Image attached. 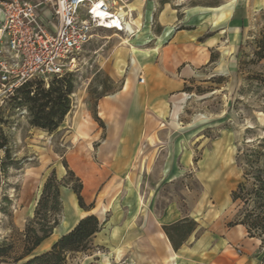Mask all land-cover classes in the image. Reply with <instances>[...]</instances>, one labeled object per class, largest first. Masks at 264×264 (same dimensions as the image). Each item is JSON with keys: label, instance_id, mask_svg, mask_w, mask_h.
Masks as SVG:
<instances>
[{"label": "rangeland", "instance_id": "obj_1", "mask_svg": "<svg viewBox=\"0 0 264 264\" xmlns=\"http://www.w3.org/2000/svg\"><path fill=\"white\" fill-rule=\"evenodd\" d=\"M179 3L189 7L227 3L235 8L236 16L230 26L231 31L233 28L239 33L243 31L242 62L235 58L230 44L226 62L212 72L217 78L185 91L190 98L178 121L192 125V130L186 132L194 151L187 173L168 180L164 176L167 162H161L159 157V161L146 163L145 175L130 180L128 186L119 179V185L113 188L115 192H110L106 200L99 196L100 200L88 204L93 205L92 214L101 222L106 221L105 229L96 236L90 251L72 255L69 264H170L171 258L175 264H239L241 256L262 264L264 247L256 248L257 242L248 240V235L242 244L227 246L220 253H212L214 243L210 239L217 241L224 237L228 232L226 224L236 219L243 206L241 202L233 204L230 198L242 181L238 152L243 156L264 139V82L257 77L263 75L264 79V60L259 63L254 55L255 41L264 27V0L174 1L175 5ZM134 35L105 29L95 32L78 55L77 68L72 73L75 86L72 111L66 128L56 135L32 128L28 114L13 106L12 97L0 103V143L7 146V150H0V247L9 248L7 263L12 264L24 254V231L41 197L42 180L46 178V182L56 165L63 169L60 155L66 157L72 148L69 132L76 113L88 107L95 114L98 101L121 88L128 68L120 79L114 76L118 64L113 53L131 43ZM233 36L231 32V43ZM221 74L224 76L220 77ZM217 140L223 144L222 155L213 152ZM177 165L183 171L186 163L180 161ZM173 203L183 216L200 222L202 228L197 237L205 232L208 235L204 244L176 256L166 255L162 238L152 227L146 230L149 219L156 223V217ZM66 204L59 227L32 255L48 251L74 225L78 212L68 207V200ZM147 233L154 235L149 242L143 239Z\"/></svg>", "mask_w": 264, "mask_h": 264}, {"label": "crops", "instance_id": "obj_2", "mask_svg": "<svg viewBox=\"0 0 264 264\" xmlns=\"http://www.w3.org/2000/svg\"><path fill=\"white\" fill-rule=\"evenodd\" d=\"M174 1L130 0L133 20L129 29L135 31V38L125 48L113 53L118 64L113 74L120 79L128 68L125 80L117 92L98 101L95 115L100 122L96 121L88 107L82 108L74 117L72 131L69 132L72 148L65 158L83 181L82 194L87 205L98 200L99 196L106 200L110 192H115L113 188L119 185V179L120 183L128 186L130 180L142 173L144 176L146 163L159 161V157L161 162H167L164 176L168 180L184 176L194 155L191 139H186V132L192 130V125L178 121L190 98L185 89L217 78L212 72L226 62L225 54L230 44L237 59L243 31L236 32L235 28L231 31L230 21L236 16L235 8L227 3L189 7L186 3L175 5ZM41 15L43 23L50 28L48 9L42 8ZM231 32L234 35L232 43ZM68 116L60 131L66 128ZM214 146V154L222 155L223 144L220 140ZM180 161L186 163L183 171L177 165ZM55 168L58 178H64V167V170L57 165ZM61 199L64 208L68 200V207L78 212L76 222L67 232L80 219L92 214L79 208L76 196L69 188H61ZM185 218L191 219L190 216H183L173 203L161 216L156 217V223L149 219L146 230L152 227L153 232L162 238L166 255L176 256L193 251L208 240L207 232L196 236L202 225L194 219L198 223L197 230L175 252L162 227ZM226 229L228 232L217 241L209 238L214 243L212 253H220L230 245L242 244V239L247 236L243 226L228 228L226 224ZM152 236L153 233H147L143 239L149 242ZM248 240L257 242L256 248L260 249L258 239ZM238 262L254 264L258 261L241 256ZM261 263L264 264L263 259ZM170 264H175L174 258L170 259Z\"/></svg>", "mask_w": 264, "mask_h": 264}, {"label": "trees", "instance_id": "obj_3", "mask_svg": "<svg viewBox=\"0 0 264 264\" xmlns=\"http://www.w3.org/2000/svg\"><path fill=\"white\" fill-rule=\"evenodd\" d=\"M255 45L254 55L256 61L260 63L264 60V27ZM244 50L245 44L242 42L237 54L239 62H242ZM212 59L214 61V56ZM257 77L261 83L264 82L263 75ZM187 90L190 88L185 89ZM74 93L73 74L68 73L53 78L48 87L39 81L28 82L18 89L11 102L16 109L27 111L29 125L32 128L53 136L60 132L61 125L72 111ZM94 116L96 121L100 122L95 114ZM0 150H7L6 144L0 143ZM6 155L10 156L8 151ZM60 156L66 175L58 179L56 170L53 169L51 176L47 178L34 216L24 231V254L14 259L12 264H69L68 260L72 255L90 251L96 236L105 229L106 221L101 222L96 215L89 214L80 219L69 232L60 236L48 251L32 255L53 236L60 225L64 211L61 188L73 191L80 209L86 212L93 209V205H87L83 197V181L70 168L64 155ZM237 164L243 170L242 181L232 191L230 198L233 204L241 202L243 206L236 219L228 223L227 227L234 228L239 225L245 227L248 238L258 239L261 247H264V139L252 145L243 156L239 151ZM5 167L4 162L3 170ZM162 228L174 251L177 252L197 230L198 223L185 218ZM8 254L9 248L0 247L1 264H9L6 261ZM26 258L28 259L23 261Z\"/></svg>", "mask_w": 264, "mask_h": 264}, {"label": "built area", "instance_id": "obj_4", "mask_svg": "<svg viewBox=\"0 0 264 264\" xmlns=\"http://www.w3.org/2000/svg\"><path fill=\"white\" fill-rule=\"evenodd\" d=\"M129 5L130 0H0V103L28 82L48 87L53 78L73 73L96 31L134 35ZM42 8L50 13V28Z\"/></svg>", "mask_w": 264, "mask_h": 264}]
</instances>
